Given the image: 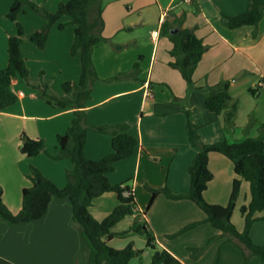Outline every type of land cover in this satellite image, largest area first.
<instances>
[{
    "label": "crops",
    "instance_id": "crops-1",
    "mask_svg": "<svg viewBox=\"0 0 264 264\" xmlns=\"http://www.w3.org/2000/svg\"><path fill=\"white\" fill-rule=\"evenodd\" d=\"M67 1L54 0L49 11H55L59 3ZM100 4L105 40L95 45L91 53L97 80L84 104L88 128L85 157L99 161L112 152V135L93 128L125 126L122 132L136 138L137 147L131 157L114 164L107 179L111 185L126 183L131 187L136 212L126 217L129 218L128 227L134 219L145 221L157 246L167 250L181 264H211L216 256L218 264H242L243 251L239 245L203 222L206 215L193 202L169 199L162 193L152 198L147 188H167L175 195L187 192L188 167L197 149L188 140L186 112L203 144L223 140L235 142L261 134V130H257L256 135H250L246 124L240 128L242 134L238 138L237 127L230 129L225 125V114L234 102H228L226 110L219 115L207 112L204 107L207 94L203 89L223 81H230L231 88L237 76L253 70L260 78L257 86L264 88V13L256 26L229 29L223 24V17L244 13L249 0H101ZM3 5L5 12L12 1L3 0ZM68 21L71 18L64 16L59 22ZM45 22L40 18L21 22L24 27L21 52L30 83L37 85L39 80L36 78L41 74L43 80L52 78L51 83H46L49 91L62 96V83H77L81 74L79 53L70 54L75 26L68 22L59 30L58 24L53 25L45 47L39 49L30 41V35L40 30ZM165 23L173 28L180 24L182 28L192 30L206 47L193 71L192 89L170 66L174 60L170 55L172 43L161 31ZM154 30L159 31L155 44L151 41ZM15 32L12 24L0 18V71L7 66V42ZM146 42L152 44L149 51ZM11 89L17 101L0 111V186L3 203L16 214L21 209L22 190L30 186L25 177L30 166L38 169L56 187H65V174L72 164L68 159L54 160L50 156L59 152L56 136L69 127L73 109H58L34 98L31 93L37 90L29 88L21 78L12 81ZM19 92L23 95L18 96ZM238 112L236 106V114ZM24 137L42 139L45 151L31 158L25 157L20 152ZM208 169L213 178L203 197L210 204L226 205L233 180H240L233 218L240 206V197L244 196L242 206L250 201L248 184L244 181L246 186L234 173L232 163L219 154L208 156ZM117 203L113 193H105L93 200L89 212L101 221ZM71 217L68 198L54 197L38 221L9 224L0 220V264H76L81 241ZM126 218L113 228V232L124 231L117 227ZM194 222L201 223L181 232ZM235 226L241 230V225L235 223ZM131 237H113L107 240V245L123 249L132 242L134 247ZM210 239L212 241L203 253L196 258L190 256L189 248H201ZM151 255V250L144 252L141 264H148ZM133 261L134 258L128 264ZM247 264H264V261L251 256Z\"/></svg>",
    "mask_w": 264,
    "mask_h": 264
},
{
    "label": "trees",
    "instance_id": "trees-1",
    "mask_svg": "<svg viewBox=\"0 0 264 264\" xmlns=\"http://www.w3.org/2000/svg\"><path fill=\"white\" fill-rule=\"evenodd\" d=\"M101 0H68L57 5L51 12L38 6L30 0H13L7 17L16 21L22 8L27 5L30 9L42 15L46 24L38 31L30 35V41L39 49H43L47 42L49 29L58 24L62 30L67 23L59 22L64 16L71 18L70 24L75 26L74 42L70 54L79 53L81 61V74L77 83H62L64 95L56 96L49 91L46 82L41 80L33 88L37 89V98L47 104L58 108L73 109V119L63 134L56 136L59 152L56 156H50L54 160L68 159L72 168L66 171V185L64 188L56 187L49 179L45 178L38 169L29 167L25 176L30 186L22 190V204L18 213L12 214L2 200V188L0 186V220L9 223H31L41 219L54 197L68 198L72 209V222L78 227L81 248L77 256L76 264H128L137 257L141 251L133 247L129 242L123 249H114L107 245V240L113 237L126 238L132 233L141 235L146 240V247L152 255L148 264H181L167 250L159 248L147 223L140 218L134 219L130 226L120 232H113V228L124 218L135 215L136 201L131 187L128 184L111 185L107 174L113 171L114 164L131 157L137 147V139L122 132L125 126L96 127L93 130L99 133L112 135V152L99 161H91L84 155L87 126L84 104L90 98L91 87L97 80L91 53L93 47L104 41L102 36L103 19ZM264 13V0H249L248 9L239 15L223 17V24L229 29L242 26H256ZM17 35L10 37L7 42L8 61L7 66L0 71V111L12 106L17 101V96L11 89L12 81L21 78L30 83L29 71L21 52L23 27L16 23ZM171 29L177 32L170 34ZM161 31L172 43L170 55L173 61L170 66L176 69L189 89L193 88L192 75L195 67L201 61L206 50L202 40L197 38L192 30L182 28L178 24L175 28L169 24H163ZM230 81H223L203 90L207 94L204 107L207 112L219 115L226 110L231 100L229 94ZM252 92V89L250 90ZM236 105L232 106L225 114V125H231ZM186 131L191 146L197 149V154L188 167L189 188L186 193L175 195L167 188H147L152 198L162 193L173 200H189L193 202L206 215L203 222L209 223L222 236L235 242L244 254L242 264H247L249 257L255 256L264 261V246L256 245L249 236L250 228L255 221L264 220V217H256V214L264 211V124L261 125V134L258 137H246L235 142L223 140L213 144H203L199 139L197 128L192 123L188 112ZM45 151L42 139L24 137L20 146V152L27 158L34 157ZM212 153L219 154L230 161L234 173L249 186L250 201L240 208L244 218V228L238 231L231 222V216L239 194L240 180L234 179L231 193L226 205L208 203L203 193L213 176L208 169V156ZM105 193H113L117 199V205L103 220H96L89 212V207L94 199ZM201 222H194L181 230L192 229ZM172 237V236H171ZM212 239L201 248H189L191 255L198 252L194 258L205 251ZM85 247L88 250L86 260L79 263L78 257ZM218 256L213 264L217 263Z\"/></svg>",
    "mask_w": 264,
    "mask_h": 264
},
{
    "label": "rangeland",
    "instance_id": "rangeland-1",
    "mask_svg": "<svg viewBox=\"0 0 264 264\" xmlns=\"http://www.w3.org/2000/svg\"><path fill=\"white\" fill-rule=\"evenodd\" d=\"M11 1L13 3V0H11ZM30 1H33L38 6L43 7L48 11L50 10L49 8L52 7V5L54 3V0H30ZM3 7H4L3 0H0V18L6 19L7 22H9L10 24H12L15 27V30H16L15 36L17 35L16 23H19L23 27L21 22L26 21V20L28 21L30 18H40V19L46 21L42 17V15H40L39 13H36L32 9H30L27 5H25L22 8V11L24 13L21 11V14L19 15V17L17 16L18 19L16 18V21L14 22V21L9 20L7 17V14L9 12V9L11 6L9 8H7L5 12L3 10ZM51 12H53V10H51ZM68 22H70V21H68ZM68 22H63V23L68 24ZM23 30H24V27H23ZM146 45H147L146 50L149 51L152 47L151 46L152 44H150V42H146ZM7 60H8V54H7ZM36 79L38 81L40 79L39 76ZM41 80L45 81L46 83H51L52 78H48L47 80H43L41 77ZM23 81H25V80H23ZM233 81L234 82H232V83H234V85L231 88H229V94L231 96V100L229 102L230 103L234 102V104L239 107V112H238V114H236V112L234 113L232 123H231V125H227V127H230V129H233V128H235L234 126H236L237 127L236 136L238 138H240L241 134H242V131L240 130V128L241 127L243 128L247 124L248 133H250V135L254 136V135H256L257 130H260L261 125L264 123V88L257 86L259 81H260V78L258 76L257 71H254V70L252 71V73L246 72V73L240 74V76H237L235 78V80H233ZM25 83L32 90H35V91L37 90L36 88H33L31 83H28L26 81H25ZM251 89H252V92L250 91ZM36 94H37V92L31 93V95H33L34 98L35 97L37 98ZM243 183L247 186V184L244 181H243ZM243 199H244V196L242 195L240 197V200H239L240 206H239V208L236 209L234 217L233 218L231 217V222L234 226H235V223H238V225H241L240 226L241 230H239V231H242L244 228V218L240 212V208L243 205L242 204ZM256 217H258V218L264 217V211L256 214ZM126 223H129V218H126L125 221L117 227V229L118 230H120V229L126 230L128 228V225ZM131 236L132 237L130 238V240H132L134 242L135 249L141 251V253L137 257L134 258L133 264H141V262H143V253L149 252L150 249H148L146 247V245H145L146 240L143 236L137 235L134 233H132ZM249 236L252 239V241L254 242V244L264 246V220H258L252 224V226L250 228ZM188 253L190 254V256L192 258H194L196 256V254H198V252H195L191 255V253L189 251H188ZM87 254H88L87 248L83 247L80 254H79L78 262L79 263L84 262L86 260ZM242 260H244L243 252H242ZM144 261H145V259H144ZM147 261L148 260H146V263H147ZM214 261H215V258L211 264H213ZM215 264H218V260H217V263H215Z\"/></svg>",
    "mask_w": 264,
    "mask_h": 264
},
{
    "label": "built area",
    "instance_id": "built-area-1",
    "mask_svg": "<svg viewBox=\"0 0 264 264\" xmlns=\"http://www.w3.org/2000/svg\"><path fill=\"white\" fill-rule=\"evenodd\" d=\"M162 22V21H161ZM159 31L154 30L151 32V41L155 44L158 40ZM23 94L21 92L18 93V96H22Z\"/></svg>",
    "mask_w": 264,
    "mask_h": 264
},
{
    "label": "water",
    "instance_id": "water-1",
    "mask_svg": "<svg viewBox=\"0 0 264 264\" xmlns=\"http://www.w3.org/2000/svg\"><path fill=\"white\" fill-rule=\"evenodd\" d=\"M177 32V29H172V30H170V34H174V33H176Z\"/></svg>",
    "mask_w": 264,
    "mask_h": 264
}]
</instances>
